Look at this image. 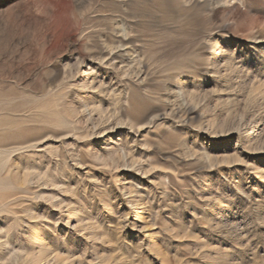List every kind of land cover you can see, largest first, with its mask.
I'll return each mask as SVG.
<instances>
[{
	"label": "rangeland",
	"instance_id": "1",
	"mask_svg": "<svg viewBox=\"0 0 264 264\" xmlns=\"http://www.w3.org/2000/svg\"><path fill=\"white\" fill-rule=\"evenodd\" d=\"M0 264H264V0H0Z\"/></svg>",
	"mask_w": 264,
	"mask_h": 264
}]
</instances>
